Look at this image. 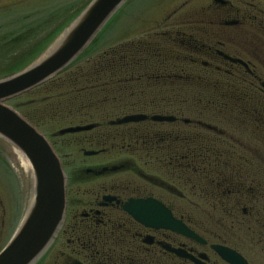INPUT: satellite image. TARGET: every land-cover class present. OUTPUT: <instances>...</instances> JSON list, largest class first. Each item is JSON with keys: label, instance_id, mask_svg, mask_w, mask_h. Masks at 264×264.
<instances>
[{"label": "flooded vegetation", "instance_id": "obj_1", "mask_svg": "<svg viewBox=\"0 0 264 264\" xmlns=\"http://www.w3.org/2000/svg\"><path fill=\"white\" fill-rule=\"evenodd\" d=\"M192 1L181 29L159 26L151 34L160 37L158 42L147 35L123 45L121 92L111 96L123 107L117 111L120 118H147L108 123L120 127L121 138L114 146L87 150L96 153L87 157L113 153L117 160L78 172L87 189H69L66 177L64 219L42 259L58 244V264H229L218 252L225 248L250 264L234 233H227L250 232L262 222L257 213L264 202V0H201L206 4L199 10ZM177 82L187 90L178 92ZM182 104L188 105V120L180 118ZM154 115L174 120H149ZM178 145L188 151L178 156ZM103 167L117 169L85 173ZM145 199L164 207L196 239L144 227L123 210L130 200ZM183 200L184 207L179 205ZM182 209L236 210L244 217L226 224L224 218L206 215L217 226L211 229L177 214ZM262 239H249V253L256 254L257 247L264 255Z\"/></svg>", "mask_w": 264, "mask_h": 264}, {"label": "rangeland", "instance_id": "obj_2", "mask_svg": "<svg viewBox=\"0 0 264 264\" xmlns=\"http://www.w3.org/2000/svg\"><path fill=\"white\" fill-rule=\"evenodd\" d=\"M90 1L0 0V79L21 71L41 55ZM204 4L206 3L201 0H193L191 3L196 10H199ZM189 6L188 0H129L109 19L93 44H89L87 53L90 54L98 52V50H104L107 46L115 47L125 45L127 41L133 44L138 43V41H143V39L146 40L147 35L148 37L151 36L150 39L154 38L152 40L158 42L160 37H153L151 35L153 34L152 32H155L159 26L166 29L165 27L169 24H177L175 27L181 29L185 24V20L188 19ZM173 11L175 12L174 14H172ZM166 17H168L167 20ZM160 44L169 46L161 40ZM175 88L178 92H185L187 90L183 82H177ZM120 92L114 91L110 95L116 96V93L118 94ZM53 95V92L27 93L8 101L6 105L11 106L15 110L16 108L26 107L27 111L31 114L48 118L46 111L41 108H36V111H33V108L36 106V103L47 100L50 97L54 98ZM118 101L116 107L119 108L120 103ZM128 102L132 101L129 100ZM40 104L38 105L40 106ZM179 107L182 109V116L180 118L188 120V105L182 104ZM109 108H113L112 103H110ZM48 110L51 114L54 113L52 106H49ZM21 116L23 117L22 114ZM120 117V115L114 118L111 115L107 118L98 117L93 120L92 124L95 125L93 129L78 134L59 136L57 132L65 127H56L52 123L46 124L42 130L37 129L48 141L53 152L58 157L62 171L69 178V189L79 188L81 191L87 189V185H83L79 183L82 182L81 180H77L80 177L78 172L81 170L93 165H103L117 160L116 157H111L113 153L95 158L84 157L82 151L95 150L94 147L88 144L89 140H96L97 138L101 142L102 139H99L100 137H119L117 132H121L120 127L110 129L108 123ZM164 128H169V126H165ZM109 130H115L114 134L110 135L108 133L110 132ZM118 139L112 140V142ZM108 145L109 143L106 144V146ZM187 151L188 147H179L178 145L176 148L178 156L184 155ZM120 155H123L122 159L126 157L124 156L125 154ZM156 172L155 170L149 173L154 175ZM181 176L184 179L186 174L184 173ZM159 177L163 178L162 176ZM178 179L180 178L177 177L176 186L180 188L182 182ZM32 189V175L26 173L19 166L14 148L6 141L0 139V249L8 242L18 227L29 206ZM71 194H73V191H71ZM186 199L188 203L187 196ZM185 203L183 200L179 205L184 207ZM258 207L262 209L257 213L262 219L261 224L258 225L259 228L252 226L253 229L250 232L246 228H239V232H233L231 230L227 233L229 235H233L234 233L237 242H240L244 248L243 254L246 255L250 264H264V255L259 254L260 251L257 247L255 250L256 254L249 253L247 248L250 246L252 249V244L248 242L250 238L255 242L256 237H259V235L262 238L264 237V227H261L264 226V202H261ZM228 212L230 215H228ZM228 212L217 210L212 213H207L205 211L203 212V210L194 211L191 209H182L178 210L177 214H182L184 218L190 216V219L193 221H196L200 225L204 224L205 226H209L211 229H216L217 226L212 224V221L209 222L206 215H211L212 220L220 219V217L222 219L224 218L226 224L235 218L242 220L243 218L241 216L244 217V215L240 216V212L236 210L232 214L230 211ZM244 236L251 237H249L248 241H245ZM262 242H264V239H262ZM57 245L51 251L48 259H42L45 257L43 255L35 264H58L56 251L59 246Z\"/></svg>", "mask_w": 264, "mask_h": 264}, {"label": "water", "instance_id": "obj_3", "mask_svg": "<svg viewBox=\"0 0 264 264\" xmlns=\"http://www.w3.org/2000/svg\"><path fill=\"white\" fill-rule=\"evenodd\" d=\"M126 0H91L54 39V41L21 71L0 79V139L18 150L28 162L33 179L32 197L18 227L0 250V264H35L54 242L64 219L66 176L58 157L35 127L6 103L42 85L71 64L95 39L112 15ZM145 115H129L111 121L121 125L144 121ZM153 122H172V117L151 116ZM93 125L60 129L57 135L89 131ZM83 156L96 154L83 151ZM116 167H103L100 174ZM123 210L147 228L163 229L196 239L179 220L152 199L130 200ZM177 256L188 255L171 250ZM219 255L229 264H247L238 254L219 248Z\"/></svg>", "mask_w": 264, "mask_h": 264}, {"label": "trees", "instance_id": "obj_4", "mask_svg": "<svg viewBox=\"0 0 264 264\" xmlns=\"http://www.w3.org/2000/svg\"><path fill=\"white\" fill-rule=\"evenodd\" d=\"M88 48L89 46L60 73L27 92L54 93V98L50 97L36 103L33 108V111H36V108L46 111L48 118L31 114L26 107L16 108L37 129L42 130L49 123L60 128L85 125L93 123V120L98 117L107 118L111 115L114 118L119 115L117 111L123 107L121 105L119 108L116 107L117 100L115 101V97H112L110 93L121 90L123 45L114 48L107 46L104 50L90 54L87 53ZM110 103L113 104L111 109ZM49 106H52L53 114L49 112ZM109 131L108 133L113 135L115 130ZM118 138L105 136L99 138L102 139L101 142L96 138V140H89L88 144L95 149L104 147L107 143L114 146L115 143L112 144V140Z\"/></svg>", "mask_w": 264, "mask_h": 264}, {"label": "bare ground", "instance_id": "obj_5", "mask_svg": "<svg viewBox=\"0 0 264 264\" xmlns=\"http://www.w3.org/2000/svg\"><path fill=\"white\" fill-rule=\"evenodd\" d=\"M15 153H16V158L18 161L19 166L26 172V173H30L31 174V169L30 166L28 164V162L26 161V159L24 158V156L16 149Z\"/></svg>", "mask_w": 264, "mask_h": 264}]
</instances>
